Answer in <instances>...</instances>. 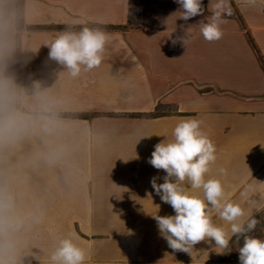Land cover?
<instances>
[{
  "label": "crops",
  "instance_id": "obj_1",
  "mask_svg": "<svg viewBox=\"0 0 264 264\" xmlns=\"http://www.w3.org/2000/svg\"><path fill=\"white\" fill-rule=\"evenodd\" d=\"M128 1L22 0L17 26V0H0V84H11L15 110L38 124L41 116L55 121L51 132L0 138V197L13 198L11 215L22 221L0 233V245L14 244L0 246V264H52L63 238L90 251L87 264H226L227 248L214 241L172 249L153 218L175 213L151 183H163L165 172L148 161L157 143L174 140L182 119L202 121L216 147L205 180L221 182L224 201L244 210L241 220L264 209V72L256 53L264 61V0H227L231 15L213 42L200 29L219 0H203V15L187 22L175 0H142L143 28L120 29ZM85 27L109 39L101 63L72 77L50 59V45ZM177 38L188 43L173 45ZM161 105L173 111L146 116ZM211 218L231 235L230 225Z\"/></svg>",
  "mask_w": 264,
  "mask_h": 264
},
{
  "label": "clouds",
  "instance_id": "obj_2",
  "mask_svg": "<svg viewBox=\"0 0 264 264\" xmlns=\"http://www.w3.org/2000/svg\"><path fill=\"white\" fill-rule=\"evenodd\" d=\"M180 6L179 19L187 22L198 15H203V0H175ZM231 15L227 0H219L214 5L207 23L202 24L201 34L204 39L213 42L223 36L221 24L223 15ZM109 37L99 31L83 28L79 33L64 32L50 45L49 57L63 65L72 77H78L82 66L86 70L97 67L102 60V53ZM173 45L187 39H174ZM16 95L10 83L0 84V138L14 141L41 128L51 132L55 127L52 117L41 116V123L28 114L21 113L13 107ZM45 111H47L45 109ZM202 121L197 118L182 119L173 131V141L163 140L157 143L148 161L155 169L163 170V183H157L153 177L151 183L163 203L169 204L174 215L153 218L161 236L174 250L189 252L201 241L215 242V249L228 248L230 240L235 237L243 246L239 248V264H264V240L249 235L255 230L258 220L249 218L241 220L244 210L239 206L224 201V189L219 180H205L210 165L216 161L214 142L201 129ZM187 181L191 188L201 189L202 195L193 196L185 189ZM14 201L11 196L0 197V233L9 234L22 227V221L11 215ZM8 213L7 216L4 214ZM230 225V233L225 232L212 222V215ZM2 246L11 250V241ZM220 253V252H218ZM90 251L79 247L71 238H63L51 255L52 264H87Z\"/></svg>",
  "mask_w": 264,
  "mask_h": 264
},
{
  "label": "rangeland",
  "instance_id": "obj_3",
  "mask_svg": "<svg viewBox=\"0 0 264 264\" xmlns=\"http://www.w3.org/2000/svg\"><path fill=\"white\" fill-rule=\"evenodd\" d=\"M172 111H173V109L168 108L167 106L161 105V106H158L156 108L155 113L149 114L146 116H148V117H150L152 115L159 116V115L167 114V113L172 112ZM253 218L257 219L258 223L256 225L255 230L252 231L251 233H249V235L264 240V209L261 210V212L258 213ZM242 246H243V239L242 238L239 242H237L236 239L234 241H232L229 244L226 251L223 253V256L221 258L222 262L226 263V264H239V248Z\"/></svg>",
  "mask_w": 264,
  "mask_h": 264
},
{
  "label": "trees",
  "instance_id": "obj_4",
  "mask_svg": "<svg viewBox=\"0 0 264 264\" xmlns=\"http://www.w3.org/2000/svg\"><path fill=\"white\" fill-rule=\"evenodd\" d=\"M128 5H129V11H128L127 25L124 27H120V29H129V30L142 29L143 17H144L142 0H129ZM15 15H16V24L17 26H19L22 24V0H17ZM256 53L258 56L259 64L264 72V61L262 57L259 55L257 50ZM235 239L236 238L234 237L232 241H234Z\"/></svg>",
  "mask_w": 264,
  "mask_h": 264
}]
</instances>
